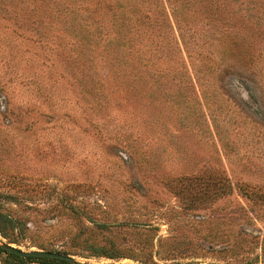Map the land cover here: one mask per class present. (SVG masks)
Segmentation results:
<instances>
[{
	"label": "rangeland",
	"instance_id": "374dc122",
	"mask_svg": "<svg viewBox=\"0 0 264 264\" xmlns=\"http://www.w3.org/2000/svg\"><path fill=\"white\" fill-rule=\"evenodd\" d=\"M63 2L0 0V204L18 221L0 246L73 264H264V0L231 1L257 42L220 80L194 81L186 58L188 81L150 70L145 97L123 92L109 113L86 99L83 54L53 40ZM0 264L23 263L0 250Z\"/></svg>",
	"mask_w": 264,
	"mask_h": 264
},
{
	"label": "trees",
	"instance_id": "16d2710c",
	"mask_svg": "<svg viewBox=\"0 0 264 264\" xmlns=\"http://www.w3.org/2000/svg\"><path fill=\"white\" fill-rule=\"evenodd\" d=\"M63 1L59 9L64 19L62 28L54 31L53 40L60 39L62 48L72 44L74 51L78 48L83 54L86 99L104 113L119 108V94L123 92L125 100L130 99L128 96L143 99L150 70L157 78L164 71L168 83L185 82L190 79L186 58L190 63L194 58L199 65L193 80H220L228 69L242 63L253 42H257L255 24L234 10L232 0ZM209 20L211 35L198 27ZM205 37L208 42H201ZM230 188L228 184L222 189ZM17 228V219L0 204L1 234L10 239V231ZM0 250L23 264H73L62 258L20 256L3 246Z\"/></svg>",
	"mask_w": 264,
	"mask_h": 264
},
{
	"label": "water",
	"instance_id": "95a60500",
	"mask_svg": "<svg viewBox=\"0 0 264 264\" xmlns=\"http://www.w3.org/2000/svg\"><path fill=\"white\" fill-rule=\"evenodd\" d=\"M3 247L6 248L7 250L13 252V253L20 255V256H45V257L62 258V259H68V260L73 259L68 254L50 251V250H39V249H37V250H23L21 248H18L16 246H12V245H8V244H4Z\"/></svg>",
	"mask_w": 264,
	"mask_h": 264
}]
</instances>
